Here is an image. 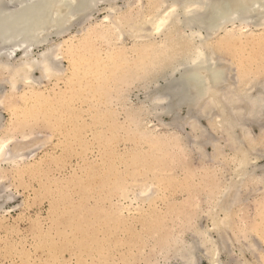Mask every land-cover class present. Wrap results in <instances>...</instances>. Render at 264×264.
<instances>
[{"label": "bare ground", "instance_id": "bare-ground-1", "mask_svg": "<svg viewBox=\"0 0 264 264\" xmlns=\"http://www.w3.org/2000/svg\"><path fill=\"white\" fill-rule=\"evenodd\" d=\"M117 1L118 0H0V73L7 76L5 80L10 85L12 91L18 89L19 83L23 85L24 92L20 95V104L22 103V105L25 106L28 102H31L28 110L24 109V111L22 109V112L19 114L14 113L15 120L12 121L11 126L14 127V131L16 132H19L20 130L24 132L28 128L27 134H25L26 132H19L23 135L22 137L24 140L22 138V141L27 142L28 140H26V138L28 134L29 136L32 134V127H30L31 125L28 120L33 116L36 120L41 117L47 120L53 112V110L46 108L48 105H44L49 102V100L47 101L43 98L44 93L40 91L38 92L36 89V81L34 79L36 72L40 74L39 79H41V81L43 79L50 81L53 78H56L58 81L63 80V82L65 81L71 90L73 89V85L79 82L81 83V80L86 78H97L98 75L101 78L103 73L106 74L105 81L111 82H107L110 83V85L113 82L115 85V83L118 84V81L120 83L128 81V78H132L133 81L135 80L134 82L147 83L148 81L149 84L154 83L156 89L152 90L146 100L150 103V110L148 112L150 113L155 111L161 117H172V126H177L179 129H184L188 126L192 133L190 138L191 143L194 144V149L198 152V154L202 156V158L211 161L218 159H223L225 163L230 161L229 166H231V176L227 180L224 179L225 176L222 178L220 177L221 175L220 173L218 174L217 169L209 171V175L206 176L208 186L206 189L208 190L206 192V208L200 206V199L199 202L195 201L198 199L195 195V197L187 196L186 198L190 199L189 202L192 203V205L189 206L193 209V212L191 213L187 211L182 212V208H187L188 205L185 198V201L182 202V204H180L181 201H178L179 199L173 200V202L168 200V203H166L167 208H165V210H159L160 207L157 208L155 203H157V200L160 198V193L162 196H165L164 191L161 192V187L164 190H167L166 188L170 185H174L173 188H175V186L179 184L173 178L174 176H165L166 174H169L170 161L172 159L174 160L175 156L173 154V158L171 157L167 159V162L160 164L157 158L153 159L146 157L145 155H151V152L155 150L157 153L165 152L171 156V154L174 153V149H176L178 155H184L188 151V147L191 149V143H187L184 137H166V139L163 138L162 142L165 145H162V148H158L161 146L160 141L162 139H152L154 134V131L152 130L153 126L150 127L149 122L145 120H137L136 129L139 132L140 137L144 139L148 138L146 140L147 149L145 152L141 151L136 144V147L133 148V151L131 154L129 153L128 158L125 160V162L128 161L127 167L130 168L125 172V174L129 172L127 178L125 177V174L121 175L122 173H120L121 176H119L116 182L113 183L111 190L114 193V196L116 195L117 199L122 198L124 199V202L127 199L130 200V195L132 194L133 198H131L132 200L129 201V204H127L126 209L130 206H136L134 208L137 213V216L135 217L136 220H141L142 218V226L146 223L144 228L142 227V232L139 230L140 233H144L142 237L146 234H153L149 228L152 227L153 224L158 223L161 225L160 227H162L163 225L160 219L163 220V218H166L170 220V217L168 218L169 215H171L173 222H175V219L177 218L178 221H182L180 222L181 224L179 229L176 228L179 223H174L176 224V226L173 227L175 230L170 232L169 238V233H167L164 229L159 230V234L155 238V243L152 248L155 254L154 252L151 254L155 256L158 255L162 259H165L164 261H166V264H200L201 261H207L208 264H230L233 262V241L230 232H232L233 226L232 218L235 217H233L232 208L237 205L235 204L236 200L240 197L239 195L243 193L242 190L248 181H253V183L264 187V168L260 169L255 167L258 160L264 158V152L260 154L257 153L254 144L255 139L252 137L251 129L253 124L262 126V123L264 122V82L263 84H258L255 81L257 78L254 77L255 75H251L252 77L249 75L245 76L243 72L240 73L239 71H237L238 74L236 73L237 80L236 78L234 79L231 77L223 68V62L221 63L220 58L216 57V48H218V46L223 42L217 46L215 45L217 44L215 38L221 31H226V36L222 35V37H226L224 42L229 43L230 45V42L234 40V36L236 37L237 34L246 36L247 34L251 35L252 32L249 33L250 30L246 29L248 26L247 23L256 18H259V21L264 19V0H151L150 3L149 0L148 3H146L148 4L147 6L142 3L141 0H129L127 1V5H125V9L124 7L121 8V6L118 7ZM99 4H103L104 6L106 5L104 9L105 11L109 9L110 14L101 19L100 22L102 23V27L97 29L98 31L96 34L111 42L113 40L112 38L116 37L120 39L123 37V29L130 26V28L128 27L127 29V33L136 40V47L134 48V54L132 55L134 58H130V56H128L123 50L120 52L107 51L110 54L108 57L106 56L108 58V62H105L106 59L104 60L99 56L98 46L87 41V38L84 39V42L79 44H74V42L72 43L67 39H64V41L61 43L59 42L58 44L53 43L55 40L54 38H58V36L67 32V28L72 25L77 17H88L93 15L94 12H98L99 10L97 11L95 8H97ZM134 8H136V12L132 11ZM236 21L240 22L241 27H233L236 26L234 25ZM130 23L134 24L132 25ZM228 24L232 25L234 30H231L233 31H228ZM261 25L262 24L258 22L256 27H260ZM93 29L92 31H94ZM261 33L262 32H260V34ZM89 34L88 36H90ZM239 39L237 38L236 40L239 41ZM214 40L216 41L215 43ZM218 40H220V38ZM246 41L247 40L244 41L245 44ZM250 41L252 42V45L253 43L255 44L254 41ZM233 42H235V40ZM258 42L260 43V41ZM247 43L250 42L247 41ZM44 44H47V48L43 53L41 52L42 54H40L39 57L35 58L28 54L29 49ZM236 44L239 43L237 42ZM240 45L239 49H241ZM255 46L257 45L255 44ZM261 46L264 45L262 44ZM222 48L224 49L225 47L223 46L220 49ZM262 48L264 51V47ZM16 49L22 51V56L18 58L17 61L13 62L11 60V55L16 51ZM220 49H218V52H220ZM225 49L223 51H225ZM228 49L229 47L227 50ZM244 49L245 48H243V50ZM251 51V55L253 54V58H255L256 54L253 50ZM239 52L243 51L239 50ZM257 52L259 53V51ZM230 53L231 52H229V54ZM65 54L68 56L66 58L69 61L68 69L60 67L58 64V60L63 59ZM233 54H235V52ZM239 57L242 58L243 56ZM257 57L260 58L258 54ZM248 58L250 59L251 57ZM254 61L256 60L254 59ZM235 62H237V60ZM247 62H250V60ZM242 64L244 65V63ZM262 67L264 68V66ZM263 71L264 70L261 69V72ZM235 80L237 82H235ZM254 81L256 84H253ZM103 86L105 87V85ZM79 87H81L80 84ZM110 88L111 87L107 89L102 88L100 91L103 89L108 91ZM119 95L120 94H118V96ZM121 99L119 102H121ZM51 105L54 106L53 104ZM52 106L49 107L52 108ZM183 112H185L184 117L182 116ZM113 113L111 114V118H114ZM158 114L157 116H159ZM52 117H54V115H52ZM203 118L208 120L209 127L214 132L224 136L227 144L233 145V149L230 147L233 150V154H231L229 158L224 155L221 145L216 142V140L207 141L208 136L206 130L203 131L204 129L201 124V120ZM55 123H57L56 120ZM89 123L92 124L91 122ZM60 125L62 124L60 123ZM63 125L66 126L65 124ZM75 125L77 126V124ZM81 126L83 127V125ZM5 127L6 126L3 127V125H1L0 128L5 129ZM63 127L62 129L64 130ZM263 129L264 128H262V130ZM5 130L4 136L0 135V145H3V151H0V171L3 169V173L0 172V174H3V176L6 172L4 171L5 166L2 168L3 164L10 166L19 164L24 158V155L21 152L26 150L31 151L34 149V146L31 145L27 147H23L24 145L18 144L13 145V143H15V141L13 142V132H9V134ZM53 131L57 130L53 129ZM116 131L117 130H115V133ZM68 132H70V130ZM77 133L76 134L79 137V131ZM108 133H110V131ZM66 135L68 136L69 133ZM85 136L86 135H84V137ZM71 137H69V139H71ZM78 137H76V139ZM108 138H106V140H108ZM96 139L101 140V138ZM136 140L138 139L136 138ZM20 141H18V143H20ZM39 143L40 142H38V144ZM32 144L36 145L37 143ZM62 145L64 146V144ZM71 145L73 146V144ZM208 145L213 148V153L211 154L205 150V147ZM74 149L75 148L72 150L74 151ZM83 149L84 148H82V150ZM11 151H14L15 153L13 154ZM112 154L114 153L112 152ZM21 165H23V163ZM15 166L12 167L15 168ZM256 168L260 171L261 175L258 176ZM98 175H100V173ZM2 178L3 177H0V179ZM98 178L100 179V177ZM77 180L80 181V179ZM165 183L167 184L165 185ZM57 187L58 186H56V188ZM6 188H4V190H6ZM2 189L3 188L1 187L0 210L4 209V205L12 199L10 198L11 195L4 194L5 191ZM47 194H49V192H47ZM175 196L177 197V195ZM111 201L113 206L112 213L119 220H130L127 215H123L125 205L120 201L119 203L122 206H118L113 203V200ZM56 203L58 204V202ZM147 206L149 209L148 212L145 209ZM144 212L147 213V215H145ZM177 213L178 215H175ZM261 214V217L258 216L260 219L255 216L258 219L255 224L261 226L260 229L261 232H263L264 208ZM138 216H141V218H138ZM240 217L242 218V216H239V218ZM199 219L206 220L208 224H199ZM244 221H246V219L243 220V222ZM255 224L251 225L252 230L251 227L247 226L246 227L250 229H247L246 227L239 229V227L243 226V223L241 226L238 224L239 227L236 233H239V238L244 241L249 240L248 238L252 236L251 234V236L248 234L249 231L258 229ZM234 230L235 229L233 228V231ZM183 235L186 236L183 237ZM255 235L258 236L257 234ZM260 236L261 238L264 237L262 234H260ZM235 240L240 242L238 239ZM239 249L241 254L245 251L251 253V256H253L256 261L255 264H264L263 248H260L263 253H259L260 249L256 244L252 243V245H250L246 242L243 247H240L239 245ZM146 256H148V254ZM223 256L229 259L227 263L224 260L225 258L223 259ZM149 258L150 256L148 259ZM240 260H234V264H254L246 257H244V259L241 258Z\"/></svg>", "mask_w": 264, "mask_h": 264}, {"label": "rangeland", "instance_id": "rangeland-1", "mask_svg": "<svg viewBox=\"0 0 264 264\" xmlns=\"http://www.w3.org/2000/svg\"><path fill=\"white\" fill-rule=\"evenodd\" d=\"M127 1L129 0H118V7L121 6V8L124 7L125 9ZM141 1L146 6L148 5L146 3H148L149 0ZM150 2L151 0L149 1V3ZM105 7L106 5L104 6L103 4H99V6L95 8L97 11H99L96 13L94 12L93 15L82 18L77 17L72 25L67 28L66 33L58 36V38L53 37L55 39L53 43L58 44L59 42L61 43L62 41H64V39H67L72 43L74 42V44H79L84 42V39L87 38V41L92 42L98 46V51L100 54L99 56L104 60L106 59L105 62H108L107 57L110 54L107 51L120 52L121 50H123L128 56H130V58H134L132 55L134 54V48L136 47V40L127 33V29L128 27L130 28V26L125 27L126 30L123 29V37H121L120 39L116 37L112 38L113 40L111 42L103 39L100 35L96 34V32L98 31L97 29L102 27V23L100 22L101 19L104 16L110 14L109 9L105 11ZM132 11L136 12V8L132 9ZM258 22H260V24L262 25L260 27L257 26V28L256 25ZM130 24L133 25L134 23ZM247 24L248 26L246 29L250 30L249 33L252 32V34H247V36L237 34L236 37L234 36L235 42H233L234 40L231 41L230 45L229 43L224 42V39L226 37H222V35L226 36V31H221L217 34V37L215 38L217 44L215 45L218 46L221 42L223 43H221L218 48H216V57L220 58L221 63L223 62V68L234 79L236 78L237 80V71H239L240 73L243 72L245 76L255 75L254 77H257L255 81L258 84H263L264 71L261 72V69L264 70V68L262 67L264 66V51L262 48L264 46L261 45H264V19L259 21V18H256L254 20H250V22ZM234 25H236L233 26L234 28L241 27L239 21H236ZM92 29L94 31H92ZM227 29L230 32L234 30L232 28V25L229 24L227 26ZM260 32L262 33L260 34ZM88 34L90 36H88ZM221 37L223 38V40ZM219 38L220 40H218ZM237 38L239 39V41L236 40ZM249 39L252 41L256 39L254 42L258 47L255 46L254 43L253 46L252 42ZM257 39L261 44L257 41ZM245 40L250 43H247L246 41L245 44ZM216 41L214 40V43ZM237 42L239 44H236ZM231 44L233 46V49ZM239 45L241 49H239ZM220 46H224L226 48H224L226 52L223 51V48L220 49ZM228 47L229 49L227 50ZM46 48L47 44L36 46L29 49L28 54L32 57L37 58L46 50ZM243 48H245V51L243 50ZM218 49H220V52H218ZM238 49L243 52H239ZM251 50H253L256 54L255 58H253V54L251 55ZM232 51L233 53L235 52V54H233ZM257 51H259V53ZM229 52H231L232 55L231 53L229 54ZM257 54L258 56H260V58L257 57ZM21 56L22 51L16 49V51L11 55V60L13 62L17 61V59ZM239 56H243L245 58H241ZM64 57L63 59L58 60V64L60 67L68 69L69 61L68 59H66L68 56L65 54ZM248 57L251 58L249 59ZM254 59L256 61H254ZM236 60L237 62H235ZM249 60L250 62H247ZM242 63H244V65ZM260 63L262 64V66ZM256 73L260 74L257 75ZM39 76L40 74L36 72L34 78L36 81V89L38 90V92L40 91L44 93L43 98L47 101L49 100V102L44 105H48L46 106V108L53 110V112L47 120L42 117L36 120L34 116L28 120L29 124L31 125L29 126L32 127V134L30 133V136L28 134L29 138L27 136L26 140L28 141L26 142L22 141L23 135L20 133L26 132L25 134H27L28 128L24 132L20 130L19 133L14 131V127L11 126V124L12 121L15 120L14 113L19 114L20 112H22V109L28 110L30 108L31 102H28L25 106H23L22 103L20 104L21 101L19 98L21 97L20 95L22 94V92H24L23 85L19 83L18 89L12 91L10 85L5 80L7 76L0 73V127L1 125H3V127H8H5L6 130L0 128V135L4 136V130L8 133L13 132V142L15 141L13 145H24L23 147H27L30 145L34 146V149L31 151L26 150L21 152L23 153L24 158L20 161L19 164H15L18 166H10L7 164H3L2 166V168L5 166L4 171L6 172L4 176L3 174H0V177H3L2 179H0V186L3 188L2 190H4V188L6 187H9L6 188L7 191L4 190V194H10V198L12 199L4 205V209L0 210V264H166V261H164L165 259H162L158 255L157 256L159 258L151 254L154 252L152 248L155 243V238L158 236L159 230L162 229L169 233V238L170 232L175 230L173 229V227L176 226V224L174 223H179L178 226H176V228L179 229L181 224L180 222L182 221H178L177 218L175 219V222H173V220L171 219V215H169L168 218L170 217V220L173 222V224L166 218H163V220L160 219L163 226L160 227L161 225H159L158 223L153 224L152 227H149L153 234H146L144 238L142 237L144 233H140L139 230L142 232V227L144 228L146 223L144 224V226L141 225V223L143 222L141 216H138V218H141V220H136L135 217L137 216V213L134 209L136 206H130L126 209L127 204H129V201H131V198H133L132 194L130 195V200L127 199L124 202V199H117L116 195L114 196V193L111 190V186L116 182L119 176L125 174L127 169H130L129 167H127L128 161L125 162V160L128 158L129 153L131 154L133 148L136 147V144L141 151L145 152L147 149L146 140L148 138L144 139L140 137V134L136 129L137 120H145L149 122L150 127L153 126L152 130L154 131V134L152 139H162L160 141L161 146L158 148H162V145H165L162 142L163 138L166 139V137H184L187 143H191V129L188 126H186L184 129H179L177 128V126H172V117H161L155 111L150 113L148 112L150 110V103H148L146 100L148 99V95L151 94L152 90L156 89L154 83L149 84L148 81L147 83L134 82L135 80L133 81L132 78H128V81H124L127 84L124 82L120 83L118 81V84L115 83V86L114 82L110 85V81H107L110 83H107L105 81L106 74L103 73L101 75V78L98 75L97 78H86L83 79L84 81L81 80V83L79 82L73 85V89L71 90L66 82H63V80L58 81L56 80V78H53L50 81L46 79H43L41 81V79H39ZM236 80L235 82H237ZM255 81L253 82V84H256ZM79 84L81 85V87H79ZM103 85H105V87ZM109 87H111L109 89L110 91H107L105 89L100 91L102 88L107 89ZM87 92L92 93L88 94ZM118 94L120 95L118 96ZM120 99L121 102H119ZM51 104H53L54 106H52ZM49 106H52V108H50ZM89 109H91L92 111ZM98 112L100 115L98 114ZM112 113L114 115V118H111ZM156 113L159 116H157ZM52 115H54V117H52ZM184 115L185 112H183L182 116L184 117ZM55 120L57 123H55ZM89 122H91L92 124H90ZM60 123L62 125L65 124L66 126L63 125V127L62 125H60ZM75 124H77V126ZM201 124L204 129L203 131L206 130L208 136L207 141L216 140V142L221 145L224 155L229 158L230 155L233 154V145L227 144V141L224 136H222V134L214 132L209 127L207 119L203 118L201 120ZM81 125H83V127ZM49 126L52 128V130ZM61 126L64 128V130ZM262 128H264V122L262 123V126H257L255 124L251 126L252 137H254L255 141L252 139L251 140L255 142L254 144L256 147V151L259 154L264 152V129L262 130ZM53 129L57 131H53ZM114 129L117 130L116 133ZM69 130L70 132H68ZM106 130L108 132L110 131V133H108ZM76 131H79V137ZM71 132L73 135L71 134ZM67 133H69L68 136L66 135ZM84 135L86 136L84 137ZM69 137H71V139H69ZM76 137L78 138L76 139ZM105 137L110 138L106 140ZM96 138H101L102 141L100 139L99 141ZM136 138L138 140H136ZM18 141H20V143H18ZM36 141L40 143L38 144V142ZM32 143L37 144L35 145ZM70 143L73 144V146ZM62 144H64V146ZM73 148H75L76 150L74 149L73 151ZM82 148L84 149L82 150ZM194 148V144L191 143V149L190 147H188V151L184 155H178L176 149H174V153H172L171 156L169 154H166L165 152L157 153V151L155 150L151 152V155H145L146 157H150L153 159L157 158L160 164H162L163 162H167V159L171 157L173 158L175 156V159H172L170 161L169 174H166L165 176H174L173 178L179 184L177 185L178 187L175 186V188H173L174 185H170L166 188L167 190H164L161 187V192L164 191L165 196H162L160 193V198L157 200V203H155V206L157 205V208L160 207L159 210H165V208H167L166 203H168V200L170 202H173V200L179 199L178 201H181L180 204H182L187 196L195 197V195L198 198H195L197 199L195 201L199 202L200 199V206L206 208V192L208 191L206 190L208 187L206 176L209 175V171L217 169L218 174L220 173L221 175V178L224 176V179L228 180L230 178V161H227V163H225L223 159L211 161L202 158V156H200ZM80 150L83 153H81ZM205 150H207L209 154L213 153V148L210 145L206 146ZM11 152L13 154L15 153L14 151ZM112 152L114 154H112ZM22 163L24 166L21 165ZM167 165L169 166L168 163ZM12 166H15V168L18 169L13 168ZM255 167L260 169L264 168V158L259 159L255 164ZM257 168L256 173L259 176L261 175V173ZM2 171L0 172L3 173ZM99 173L100 175H98ZM120 173L122 174L120 175ZM128 173L125 174L126 178ZM98 177H100V179ZM77 179H80V181ZM67 182L70 184H68ZM166 184L167 183H165V185ZM56 186L58 187L56 188ZM47 192H49V194H47ZM242 192L243 193H241L239 195L240 197L238 196L239 198H237L236 200L235 204L237 205L232 208L233 217H235L232 218L233 226L232 232H230L233 241V260L230 259L233 262L231 261L232 263L230 264H234V260L237 261L241 258L244 259V257L248 258L252 263L255 264L256 261L253 256H251V253L246 251L243 254L240 253L239 245L240 247H243L244 243L247 242L250 245H252V243L256 244L259 249H264V237H262V240L260 236V234L264 236V231L261 232V226L255 224L258 220L257 218L260 219L262 210L264 208V187L262 185L253 183V181H248L245 184ZM175 195H177V197ZM111 200H113V203L118 206H122L119 203L120 201L125 205L123 215H127L130 220H119L112 213L113 206ZM55 201L58 202V204ZM186 201L188 202L187 208H182V212H193V209L189 207L190 205H192V203L189 202L190 199H186ZM145 209L148 212V206ZM4 210L8 212H5ZM145 215H147V213H145ZM175 215H178V213ZM239 216H242L243 219L241 217L239 218ZM245 219L246 221L243 222V220ZM200 223L208 224L204 219H199V224ZM242 223L243 226H241ZM238 224L241 227H239ZM253 224H255L258 229L249 231L248 234L252 235H250L251 237L249 236L251 239L248 238L249 240L244 241L239 238V233H236L238 231V227L239 229L243 227L245 228L246 226L251 227V225ZM233 228L235 229L234 231ZM255 234H257L258 236H256ZM185 236L183 235V237ZM234 236L235 239L240 240V242L236 241L234 239ZM121 240L124 241L122 242ZM131 248L133 252L131 251ZM261 249L259 250V253H263L261 252ZM147 254L148 256H146ZM149 256L150 258L148 259ZM223 259L226 261V263L229 261V259H227L225 256H223ZM200 264L208 263L207 261H201Z\"/></svg>", "mask_w": 264, "mask_h": 264}, {"label": "snow or ice", "instance_id": "snow-or-ice-1", "mask_svg": "<svg viewBox=\"0 0 264 264\" xmlns=\"http://www.w3.org/2000/svg\"><path fill=\"white\" fill-rule=\"evenodd\" d=\"M0 151H3V145H0Z\"/></svg>", "mask_w": 264, "mask_h": 264}]
</instances>
